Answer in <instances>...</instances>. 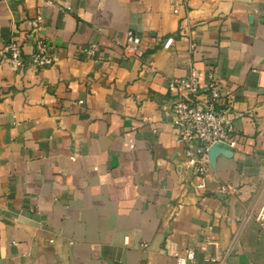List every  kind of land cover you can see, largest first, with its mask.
I'll return each mask as SVG.
<instances>
[{"label":"crops","instance_id":"1","mask_svg":"<svg viewBox=\"0 0 264 264\" xmlns=\"http://www.w3.org/2000/svg\"><path fill=\"white\" fill-rule=\"evenodd\" d=\"M191 70L232 94L236 144L208 148L203 189L166 113ZM263 154L264 0H0V264H174L187 247L264 264Z\"/></svg>","mask_w":264,"mask_h":264},{"label":"built area","instance_id":"2","mask_svg":"<svg viewBox=\"0 0 264 264\" xmlns=\"http://www.w3.org/2000/svg\"><path fill=\"white\" fill-rule=\"evenodd\" d=\"M40 20L41 17L37 16L33 22L35 47L29 56V63L35 69H43L53 63L51 45L43 41L38 34ZM172 40V36L166 38L163 47L169 48ZM137 45L133 32L129 31L125 46L127 53L135 52ZM97 48V43H90L84 46L83 51L87 55H93ZM5 51L12 68H19L24 63L21 47L16 43L7 44ZM168 87L174 93V99L166 113L171 116L177 141L184 146L183 154L186 161L194 166L198 174L195 187L203 189L206 185L205 175L208 172L206 160L208 148L217 143L230 147L236 144L229 120L232 94L224 89L213 71L207 72L206 80L202 84L199 83L196 71L191 70L186 76L171 77ZM228 188L229 185H223L219 191L226 192ZM258 224L264 228V204L258 214ZM201 248L204 249L205 246ZM195 251V248L187 247L176 252L174 264H198ZM207 261L210 264H223L215 255L208 256Z\"/></svg>","mask_w":264,"mask_h":264}]
</instances>
